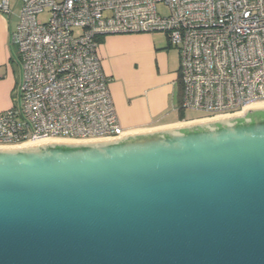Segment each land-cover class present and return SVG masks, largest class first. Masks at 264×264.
<instances>
[{"label": "water", "instance_id": "1", "mask_svg": "<svg viewBox=\"0 0 264 264\" xmlns=\"http://www.w3.org/2000/svg\"><path fill=\"white\" fill-rule=\"evenodd\" d=\"M189 121L0 147V264H264V107Z\"/></svg>", "mask_w": 264, "mask_h": 264}, {"label": "built area", "instance_id": "2", "mask_svg": "<svg viewBox=\"0 0 264 264\" xmlns=\"http://www.w3.org/2000/svg\"><path fill=\"white\" fill-rule=\"evenodd\" d=\"M14 8L21 78L0 112V147L125 134L98 56L111 34H166L179 50L181 108L202 118L264 102V0L0 1L4 16Z\"/></svg>", "mask_w": 264, "mask_h": 264}, {"label": "crops", "instance_id": "3", "mask_svg": "<svg viewBox=\"0 0 264 264\" xmlns=\"http://www.w3.org/2000/svg\"><path fill=\"white\" fill-rule=\"evenodd\" d=\"M18 20L15 14L6 17L0 12V112L14 106L21 78L19 53L11 43ZM98 56L110 79L109 89L125 133L187 121L178 118L182 99L179 50L170 45L166 34L106 35L100 39Z\"/></svg>", "mask_w": 264, "mask_h": 264}, {"label": "bare ground", "instance_id": "4", "mask_svg": "<svg viewBox=\"0 0 264 264\" xmlns=\"http://www.w3.org/2000/svg\"><path fill=\"white\" fill-rule=\"evenodd\" d=\"M254 107H264V102L256 103V104H253L251 106H248L243 111L238 112L236 114H230V115H224V116H217V117H212V118L213 119H217V118H220V117H229V116L237 115L239 113L242 114L245 111H247V110H249L251 108H254ZM203 121H206V119H200V120H197L196 122H203ZM194 122L195 121H189V122L179 123V124H176V125H189V124H192ZM110 139H112V138H110ZM103 140H108V139L89 140V141H103ZM53 141H59V142H81V141H76V140H65V139H41V140L27 142L25 144H22V145H19V146H15V147H20V146H37V145L46 144V143L53 142ZM10 147H14V146H10Z\"/></svg>", "mask_w": 264, "mask_h": 264}, {"label": "rangeland", "instance_id": "5", "mask_svg": "<svg viewBox=\"0 0 264 264\" xmlns=\"http://www.w3.org/2000/svg\"><path fill=\"white\" fill-rule=\"evenodd\" d=\"M12 1L15 2L16 0H12ZM14 11H15L14 14H15V16L17 18L18 13H19L18 8H14ZM163 38H164V36H163ZM175 49H177V48L175 47ZM207 115H208L207 113H205L203 111H200V110H195V109H184L183 110V117H184L185 120L199 119V118L205 117ZM179 117H181V115L180 116L178 115V118Z\"/></svg>", "mask_w": 264, "mask_h": 264}, {"label": "trees", "instance_id": "6", "mask_svg": "<svg viewBox=\"0 0 264 264\" xmlns=\"http://www.w3.org/2000/svg\"><path fill=\"white\" fill-rule=\"evenodd\" d=\"M183 110H184V109L181 108V112H180V114H181V120H182V121L185 120L184 117H183Z\"/></svg>", "mask_w": 264, "mask_h": 264}]
</instances>
